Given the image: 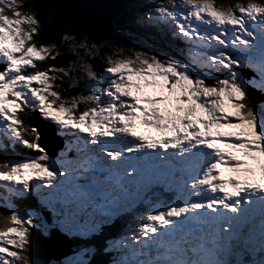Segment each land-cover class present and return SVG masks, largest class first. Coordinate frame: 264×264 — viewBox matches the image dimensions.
<instances>
[{
	"label": "snow or ice",
	"instance_id": "obj_1",
	"mask_svg": "<svg viewBox=\"0 0 264 264\" xmlns=\"http://www.w3.org/2000/svg\"><path fill=\"white\" fill-rule=\"evenodd\" d=\"M23 7L0 0V264H264V2L156 0L157 50L73 38L46 67ZM57 239L72 254L40 259Z\"/></svg>",
	"mask_w": 264,
	"mask_h": 264
},
{
	"label": "water",
	"instance_id": "obj_2",
	"mask_svg": "<svg viewBox=\"0 0 264 264\" xmlns=\"http://www.w3.org/2000/svg\"><path fill=\"white\" fill-rule=\"evenodd\" d=\"M37 6L55 12L66 27L96 36L106 31L112 21L118 19L125 0H32ZM119 20V19H118ZM32 124L42 131V145L49 154L56 151V139L52 125L34 117ZM52 140V141H51ZM48 244V243H47Z\"/></svg>",
	"mask_w": 264,
	"mask_h": 264
},
{
	"label": "trees",
	"instance_id": "obj_3",
	"mask_svg": "<svg viewBox=\"0 0 264 264\" xmlns=\"http://www.w3.org/2000/svg\"><path fill=\"white\" fill-rule=\"evenodd\" d=\"M20 3L24 5L22 8V11L28 12L31 11L35 13L36 18L40 21V33L36 37V40L38 43H52L56 42L60 46V50L63 53L62 58H58L56 61L52 60H47L46 63H43L41 66L46 67L47 64H66L69 59L73 58V52L75 51H80L84 52L86 49L84 48H73L72 43H73V38H75V41L77 44L83 43L85 45H92L89 42L94 41V42H100L106 38H115V33H118L121 31L122 27L125 25V20L127 16L123 14V17L121 19V25L119 27V21H114L111 25V28L103 35L97 38H89L86 34H82L79 31H75L69 28H66L63 26V24L58 21L54 15V13L48 12L45 8L37 6L32 0H19ZM131 1L128 0L127 4L130 3ZM67 36L68 39L67 41L64 40V36ZM111 35V36H110ZM110 36V37H108ZM119 38V37H118ZM114 47L116 48L122 46L120 44L115 43ZM104 47V52L108 53L111 51H114V48L109 49L110 47H106L105 45H101ZM92 62V61H89ZM98 69L104 65L103 60H98ZM56 91L63 92L61 94V97H66V96H72V95H77L80 93L81 89L79 87H74V88H69L68 90H63L60 87L55 88ZM83 110V109H80ZM78 114V113H77ZM33 117H31L30 122L32 123ZM28 118H26V121ZM47 122V121H46ZM19 157L23 158L25 156H35L36 152L33 150H27V149H20L19 150ZM30 203L34 204V201H30ZM40 253V252H39ZM40 259H46L49 260V258L46 256V253L42 251L40 255H38Z\"/></svg>",
	"mask_w": 264,
	"mask_h": 264
},
{
	"label": "rangeland",
	"instance_id": "obj_4",
	"mask_svg": "<svg viewBox=\"0 0 264 264\" xmlns=\"http://www.w3.org/2000/svg\"><path fill=\"white\" fill-rule=\"evenodd\" d=\"M155 2L156 0H132L131 4L130 3L127 4L128 9H129L128 14H130V19L126 21V25L130 28L129 29L130 31L132 30V32H128V34L121 36V39H123L124 41H119V43L127 42V43H124V47L122 48H135V49H143L147 51H155L161 46V44H158V46L156 47H151V46L146 45V42L149 43L146 37L155 38L157 41H159L157 33L151 27V23L150 21H148L147 16H146V14L149 11H152L149 5H152ZM248 2L249 0H214V3L216 4L217 7H223V8H227L229 5H236V4L248 3ZM257 2H264V0H257ZM123 8H124V5H123ZM105 43L114 46L115 43H117V40L115 42L113 41V38H110ZM177 43L178 42L172 43L173 49H175ZM54 87L56 86L54 85ZM60 93L62 94L63 92H60ZM258 95L259 94H256L257 97ZM62 98L67 100L69 96L62 97ZM82 105L83 104H81L80 106ZM226 110H231V109L227 108ZM140 128L142 129L143 127L141 126Z\"/></svg>",
	"mask_w": 264,
	"mask_h": 264
},
{
	"label": "clouds",
	"instance_id": "obj_5",
	"mask_svg": "<svg viewBox=\"0 0 264 264\" xmlns=\"http://www.w3.org/2000/svg\"><path fill=\"white\" fill-rule=\"evenodd\" d=\"M131 2H132V0H130ZM127 2H128V0H125L124 2H123V4H122V7H123V5H124V8L121 10V12H120V15H119V17H118V19H115V20H113L112 21V23L114 22V21H119V27H120V25H121V19H122V17H123V14H125V16H127V18H126V20H125V25L122 27V29H121V31L118 33V36H119V38H118V36H117V33H115V38H113V41H115L116 42V40H117V44H120L122 47H124V43H127V42H120L119 43V41H124L123 39H121V36H124V35H126V34H128V31H127V25H126V21H128V19H130V14H128V6H127ZM131 2H130V4H131ZM129 4V3H128ZM49 12V11H48ZM130 12V11H129ZM50 13H54V15H55V17H56V19H57V16H56V14H55V12H50ZM58 21H60L59 19H57ZM61 22V21H60ZM62 23V22H61ZM112 23H111V25H112ZM63 24V23H62ZM111 25L109 26V28L106 30V31H104L103 33H100V34H98V35H96V36H93V35H91L90 33H87V32H84V31H80V30H77V29H72V28H69V27H66L64 24H63V26L64 27H66V28H69V29H72V30H75V31H79L80 33H82V34H86L89 38H97V37H100L101 35H103V34H105L110 28H111ZM147 39H148V41H149V43L148 42H146V45L147 46H151V47H156V46H158V44H161V42L160 41H157L155 38H150V37H146ZM108 39H110V38H106V39H104V40H102V41H100V42H94V41H91V42H89L90 44H93V43H95V44H98V45H109V44H106L105 42L108 40ZM116 45V44H115ZM111 48H114L115 50H116V48L113 46V45H111V47L109 48V49H111ZM115 50L114 51H111V52H115ZM57 88L59 87V86H57V85H55ZM56 87H54V89L56 88ZM56 90V89H55ZM85 95H87V93H85ZM69 96V95H68ZM71 98V96H69V98L68 99H70ZM85 106L84 105H82V106H80V109H83ZM31 117H33V119H34V117H37V118H39L40 120H42L41 118H40V116H39V114H37V113H33L32 114V116ZM33 119H32V122H33ZM42 121H44V120H42ZM44 122H46V121H44ZM49 123V122H48ZM50 125H52V124H50ZM53 127V129H54V125H52ZM139 131H141L142 133H146L147 131H148V129H146V128H140L139 129ZM52 134H53V136H54V138L56 139V142H57V145H56V143H54V145L55 146H58L57 147V149H56V151L54 152V153H52V154H49V155H51L54 159L56 158V157H58L59 156V154H60V151H61V149H62V147H63V144H64V141H63V139L60 137V136H57V135H55V133H54V131L52 130ZM52 141V140H51ZM43 146V145H42ZM47 150V149H46ZM48 151V150H47ZM69 246H71L70 248H69ZM75 245L74 244H72L69 240H63V239H57V240H55V241H50V242H48V244L47 245H42V246H39V250H38V255H40L41 253H42V251H44L45 253H46V256L49 258V261H51V260H62V259H64L65 257H66V255H71L72 254V248L74 247ZM40 252V253H39Z\"/></svg>",
	"mask_w": 264,
	"mask_h": 264
},
{
	"label": "bare ground",
	"instance_id": "obj_6",
	"mask_svg": "<svg viewBox=\"0 0 264 264\" xmlns=\"http://www.w3.org/2000/svg\"><path fill=\"white\" fill-rule=\"evenodd\" d=\"M71 246H69V248H70Z\"/></svg>",
	"mask_w": 264,
	"mask_h": 264
}]
</instances>
